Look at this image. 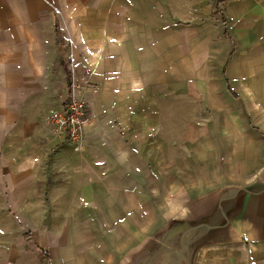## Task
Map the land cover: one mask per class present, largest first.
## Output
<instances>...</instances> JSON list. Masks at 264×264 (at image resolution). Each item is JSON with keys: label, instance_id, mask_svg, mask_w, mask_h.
Listing matches in <instances>:
<instances>
[{"label": "crops", "instance_id": "crops-1", "mask_svg": "<svg viewBox=\"0 0 264 264\" xmlns=\"http://www.w3.org/2000/svg\"><path fill=\"white\" fill-rule=\"evenodd\" d=\"M54 1L0 0V264H82L84 259L87 264L92 259L99 264L103 255L94 252L93 245L103 239L94 233L68 236L66 211H99L106 201L112 204L109 210H114L115 179L140 175L131 169L130 157H123L122 163L128 158L123 171H115L114 154H93L103 143L88 140L94 126L86 129L84 149H76L57 135L52 117L61 110L49 115L58 104L55 93L42 90L40 80L41 67L50 64L48 51L57 47L56 25L53 30L44 26ZM69 1L74 9L88 5L86 12H75L81 29H76L73 20L84 50L103 51L111 45L116 49L118 41L109 47L105 44L114 36L123 37L125 49L140 51L145 43L146 50H156L164 34L178 33L179 23L191 24L193 29L196 20H223L220 32L227 42L221 51L226 59L225 74L217 80L218 104L228 121L217 130L234 134L228 133L231 142H224L220 149L227 166L218 182L193 184L186 202L219 195L227 188H249L250 192L238 193L228 241L237 242L246 235L251 241L264 242V0ZM19 3L26 4L25 9ZM82 20L90 23L86 26ZM36 35L41 40L38 44ZM44 35L53 36L55 42ZM233 53L234 64L230 62ZM59 105L61 109L63 101ZM249 116L256 119L252 128L242 123ZM220 137L228 138L227 134ZM231 164L236 172L231 173ZM131 200L118 208L130 210L126 204ZM91 219L87 226L99 221L97 215ZM70 225L82 226L78 217ZM82 243H90L89 249L94 250L80 256Z\"/></svg>", "mask_w": 264, "mask_h": 264}, {"label": "rangeland", "instance_id": "rangeland-1", "mask_svg": "<svg viewBox=\"0 0 264 264\" xmlns=\"http://www.w3.org/2000/svg\"><path fill=\"white\" fill-rule=\"evenodd\" d=\"M18 5L25 9L26 4ZM216 6L219 8V3ZM49 8L50 20L44 26L53 30L56 25L57 47L48 51L50 64L41 67L42 90L55 93L59 105L70 88V76L71 82L74 78L82 81L90 108L87 128L94 126L88 140L103 142L93 154H114L115 171H123L128 158L124 163L122 159L130 157L131 169L140 172L127 180L115 179L114 210H109L112 204L106 201L99 211H66L67 234L85 237L94 233L103 239L93 245L94 252L103 255L99 264H128L134 253L171 219L185 213L193 184L202 186L207 181L214 185L227 166L220 149L224 142H231L228 133L233 135L234 131L217 130V126L228 121L218 104L221 94L217 82L225 74L222 66L226 54L221 49L225 48L226 36L220 32L224 22L219 18L200 19L195 21L193 29L190 23H179L178 33L164 34L156 50H146L145 43L140 51L125 49L122 36H114L115 39H107L105 43L109 47L110 42L118 41L116 49L111 45L103 51L84 50L74 32V25L81 29V20L75 18V12H86L88 5L80 4L74 9V3L69 0L60 3L56 0ZM82 21L86 26L90 23V20ZM46 37L55 42L53 36L43 38ZM39 38L35 36L36 44L40 43ZM175 41L178 46L174 45ZM234 58L233 53L230 57L233 64ZM58 105V109L48 112L50 116L62 110ZM231 122H234L232 117ZM243 122L252 128L256 119L249 116ZM222 134L228 138H221ZM86 136L87 131L84 143ZM233 165L231 173L236 172ZM125 200H131L130 205L126 204L130 210L118 208ZM96 215L98 223L87 226ZM77 217L82 226L70 225ZM62 221L61 217L59 222ZM90 245L82 243L77 254L93 251ZM92 260L91 264L97 263ZM87 261L84 259L82 264ZM195 264H264V242L251 241L245 235L237 242L207 244L199 249Z\"/></svg>", "mask_w": 264, "mask_h": 264}, {"label": "water", "instance_id": "water-1", "mask_svg": "<svg viewBox=\"0 0 264 264\" xmlns=\"http://www.w3.org/2000/svg\"><path fill=\"white\" fill-rule=\"evenodd\" d=\"M249 188H227L219 195L190 200L185 213L174 217L128 264H195L199 249L229 240L240 192Z\"/></svg>", "mask_w": 264, "mask_h": 264}, {"label": "built area", "instance_id": "built-area-1", "mask_svg": "<svg viewBox=\"0 0 264 264\" xmlns=\"http://www.w3.org/2000/svg\"><path fill=\"white\" fill-rule=\"evenodd\" d=\"M82 81L72 79L71 86L63 99L61 112L53 115L57 135L82 148L86 129L90 122V108Z\"/></svg>", "mask_w": 264, "mask_h": 264}, {"label": "trees", "instance_id": "trees-1", "mask_svg": "<svg viewBox=\"0 0 264 264\" xmlns=\"http://www.w3.org/2000/svg\"><path fill=\"white\" fill-rule=\"evenodd\" d=\"M70 85H71V76H70V81H69V85H68V88L70 87Z\"/></svg>", "mask_w": 264, "mask_h": 264}]
</instances>
